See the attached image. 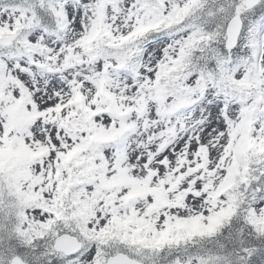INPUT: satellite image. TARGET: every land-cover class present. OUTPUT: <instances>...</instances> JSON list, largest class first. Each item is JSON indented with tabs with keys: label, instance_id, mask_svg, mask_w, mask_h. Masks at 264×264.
<instances>
[{
	"label": "snow or ice",
	"instance_id": "1",
	"mask_svg": "<svg viewBox=\"0 0 264 264\" xmlns=\"http://www.w3.org/2000/svg\"><path fill=\"white\" fill-rule=\"evenodd\" d=\"M0 264H264V0H0Z\"/></svg>",
	"mask_w": 264,
	"mask_h": 264
}]
</instances>
